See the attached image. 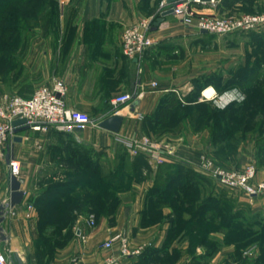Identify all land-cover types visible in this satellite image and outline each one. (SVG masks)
I'll list each match as a JSON object with an SVG mask.
<instances>
[{"label":"crops","instance_id":"crops-1","mask_svg":"<svg viewBox=\"0 0 264 264\" xmlns=\"http://www.w3.org/2000/svg\"><path fill=\"white\" fill-rule=\"evenodd\" d=\"M59 1L58 6L48 7L43 12L40 23L30 32L22 56L18 55L22 76H16L17 71L13 70L16 77L13 87L0 81V102L5 96L13 94L30 97L36 87L51 84L55 79H63L67 85V104L88 113L96 123L117 112L112 100L118 94L138 91L140 104L134 111L130 107H123L118 111L124 117L118 133L99 125L72 132L58 131L54 127L47 131L31 128L24 130L19 133L22 140H14L12 156L36 176L43 171L51 172L55 168L62 171L72 168L67 160L56 163L57 155L54 154L58 152L89 150L92 164L98 165L104 173H109L116 165L119 147H124L120 139L146 133L145 125L149 116L155 113L173 89L181 90L185 96L189 93V84L197 78L196 70L186 68L185 64L180 69L171 65L175 59L179 60L174 58V50L185 51L179 56L181 62L190 60V47L196 45L197 31L171 14L157 30L152 31L157 44L150 48L143 59H131L123 52L122 31L151 15L159 3H154L151 8L148 5L150 1L144 0ZM224 5L221 0L215 7H204L202 11L220 14ZM234 6L238 10L240 3H235ZM184 48L189 51L186 52ZM164 53L170 57L167 59L168 63L163 59L159 62L160 55ZM153 82L158 85L152 87ZM24 85L27 86L20 93ZM205 131L197 133L192 131L191 125L186 124L181 130L164 133L167 138L172 139L176 154L166 157L161 163L146 159L148 168L143 169L142 179L134 180L130 189L122 193V201L116 213L99 218L94 226L89 225L87 219L79 220L73 227V240L57 250L50 264H101L107 255L118 251V243L112 248L103 246V242L117 231H123L130 238L133 248L142 247L139 255L122 258L120 264H156L153 258L164 250L172 252L174 249L187 248L190 241L183 236L184 232L170 245H165L171 227L172 207L164 206V219L154 224H145L143 216L148 206V192L154 186L160 171L164 172L165 166L182 163L205 174L197 167L198 158L204 150L203 140L207 137V130ZM255 153L254 144L253 158ZM128 156L131 161L135 158L130 153ZM246 158L245 156L241 160V165L247 162ZM258 178L264 179V169L260 170ZM22 180L24 198L20 205L11 210L5 222L10 234V246L3 250L10 257L19 253L27 263L23 249L31 247L33 240L38 237V229L34 210L26 207L33 205L34 208L36 200L32 198L39 193L35 192L37 186L29 185L28 179ZM9 185L10 180L0 199L4 197ZM257 198L242 200L255 204L259 201ZM261 210L264 211V207L257 212ZM32 214V219L26 218ZM231 250L232 247L226 245L218 253L223 255ZM196 251L201 254L203 249L200 246ZM250 252L260 255L258 250L253 249Z\"/></svg>","mask_w":264,"mask_h":264},{"label":"rangeland","instance_id":"rangeland-1","mask_svg":"<svg viewBox=\"0 0 264 264\" xmlns=\"http://www.w3.org/2000/svg\"><path fill=\"white\" fill-rule=\"evenodd\" d=\"M56 1L57 4L60 3L59 0ZM144 1L145 2L150 1L149 2L150 4L148 5H151V8L154 7L155 5L154 3H159L157 7L158 9L160 2L162 0H144ZM235 1L236 0L227 2L222 8L220 14L219 13H214V14L223 17H231V16H239L244 13L257 14L264 12V0H242V3H240L238 10H236V7L234 6ZM40 5L41 3L39 4V6ZM152 15H149L147 17H150ZM4 16L5 19H10V20L12 19V15L6 14L3 15V17ZM29 36L30 34H28V37ZM196 37H197L196 45H191L190 47V53H189L190 60L184 63L181 62L179 56L184 54L185 51L183 50L181 52L180 50L179 52L174 50L173 51L174 52L173 54L175 55L174 58H178L179 60L175 59L174 63L171 66L180 69L181 67H183V64H185L186 68H190V70H196V76L200 77L201 79L200 82L198 83L189 84V86H191L192 89L195 88L198 90L200 83H203L206 80L207 81L211 80L213 82V85L210 84L207 85V87L210 86L214 87L215 92L217 91L215 87V83L217 84L222 83V85H226L225 88L232 86L240 87L243 93L245 94V96L247 95V101L245 102V104L248 107L249 106L253 107L254 105L260 103L262 104L261 109L257 110V115L255 118L257 120L259 118L263 120L264 119V27L254 30L238 31L227 34H214L209 32L200 33L197 31ZM3 39H4L3 41L2 39H0V81L3 84H6L8 87H13L14 83L16 82V77H14L13 70L16 69L17 71L16 76L18 77L19 75L22 76L23 70L21 64H16L15 61L14 62L12 61V49L18 48L17 45L13 44V40H12L13 37L4 35ZM162 43L163 41L160 42V44ZM4 45L6 46V50H4L3 47ZM25 47H26V43L25 45H22L20 47V51L17 54L18 58L19 56H22ZM185 50L186 52L189 51L188 48H186ZM165 53L160 55L161 57H159V62L163 59L165 63H168L167 59L169 60L170 57L168 54ZM251 70L258 72L251 74L250 73ZM250 76L251 78L249 79L252 80L251 82L252 85L249 84L250 80H247L248 77ZM257 78L259 80L258 82H260L263 85V91L261 93L260 91L258 92L254 88V85L256 84L255 79ZM243 79H246V84L241 83ZM185 89H187V87ZM218 94H221V92L218 91ZM261 98L263 99L262 101L260 100ZM201 99L203 101L209 102L214 110L221 111L218 109L217 105H214L215 103L212 100L207 99L203 96L201 97ZM206 115L208 116L207 112L204 115V111H201L200 116L202 120H204V118L205 119L208 118ZM171 116L172 119L174 118L176 119L180 116V114H176V113L174 114L173 112ZM220 118L221 115L218 116L213 115L212 121L214 124V129L218 126L217 123ZM239 118L241 119H237L233 121L234 127L231 129L227 128L226 126L224 127L219 126L216 129V136L212 141H210L209 132L207 131V137L205 140H203L204 150H202L197 163V167L200 170H202L204 173L206 172L199 166L201 157L204 154L209 155L213 160H215L217 164L222 165L223 167L229 169H237V167L240 168L249 162H255L257 166L259 165L260 168L259 172L261 169H264L263 166L264 157H263V161L257 160L258 145L256 139L258 137L257 135L258 133L254 131L252 125L247 126L249 121L253 119L252 117H246V116L245 117L239 116ZM187 122L188 121H185L181 126H177L173 129L181 130L185 127L186 124L190 125V123ZM191 128L192 131H195L194 128H196L198 130L197 133L206 132L205 130L202 129L203 127H200L199 122L197 124L195 123V126ZM159 133L155 135L154 134L149 135L147 133L144 134L152 136L155 139L167 140L168 142L173 143L172 139L167 138V136L164 133L162 132ZM231 134L233 135L231 136ZM226 141H231L230 144L231 146L229 148L223 147L227 143ZM13 143H14V138L11 137L6 144L5 156L3 158H0V195L4 194L3 193L4 189L8 186L10 180L8 159L12 156ZM254 144L256 148L255 158H253ZM124 149L125 146L119 147L118 155L119 154L122 155L123 153H125ZM217 151L220 152V155L222 156L223 160L221 159L218 160L214 156V153ZM71 152L73 154V151H70L69 153L71 154ZM55 155H57V157L55 158L56 163L60 164L68 156V153H64L63 151H61L58 152V154H54V156ZM245 156L247 157L246 158L247 162L244 165H241V160ZM262 156H264V153H262ZM90 157L91 155L89 154V152H85V154L82 155L81 158L80 156L75 155L74 152V154L71 155L69 158L71 162L70 167H72L74 172L69 175L70 177L68 176L67 178L65 172L62 171L61 169L58 170L55 168L51 172L43 171L42 173L37 174L35 176L33 172L28 171L29 169L27 170L25 167L22 166L20 179L21 178L22 179L24 178L25 180L28 179L29 185H31L32 187L37 186L35 192L39 193L40 195L42 194L41 198L39 199H37L39 194H37V196L35 195L33 196L34 198L32 199H34V201L37 199L35 201L34 208L31 209L30 205H27L26 207V209L28 210H34V214H36L35 223L38 229L37 231L38 237L33 240L31 247L27 246L24 247L25 249H23V254L28 264H50L57 250L73 240L75 236L73 227L75 226L76 223H78L79 220L81 219L89 220V218L93 216L97 223L98 219L99 218L101 219V217H99V214L90 211L91 209H89L90 207H88L90 206L88 205L89 202L95 200V198L92 197L91 198L94 200L90 198L91 201H89L88 199L78 201L77 196L74 197L66 196L65 206H69V208L66 207V210L70 209L69 210L70 214L65 213L66 210H64L63 207V209L61 208L62 211L60 210V212L54 214L55 217H52L51 216L52 212L49 211V208H44L47 201L55 199L54 196L62 195V190H63L61 187L62 183L66 182L67 179L71 180L82 177L83 174L81 173L80 168L86 167L87 161ZM128 160H130L129 156L126 158V161ZM116 163L119 164V160L116 161ZM125 169L127 170L130 169L129 162H126ZM84 171H88L89 176L86 175L87 174L86 172H85V176L86 177L88 176L92 179L93 175L92 172H90L91 167H89V170L84 169ZM212 181L215 187L217 188V190H215V196L218 199H222L223 201L222 203L225 205L227 209L226 211H228L226 213H231L233 211L237 212L240 215L238 221H241V225H246L247 227H251L252 231H247L246 229H242L239 231H234L233 233L227 236H225L222 233H213L212 238H210L211 241L209 240L208 244H205L204 242H201L202 241L201 235L203 233L200 231L197 233L195 229V226L197 224L202 225L203 223L192 222V223H188L187 225L186 223H180L179 225L174 226V231L172 232L173 234L177 233L180 236L181 232H183L184 227L187 226V233L189 234V236L190 234L194 236L197 234V237L193 236L192 239L188 238L190 239L189 240L190 242L187 248H178L179 250L177 252H174L170 255H166L165 263L167 264H253V262L259 256L256 255L257 252L252 253L250 251H252L253 249L258 250L259 252H261V250L264 251V211L261 210V212H257L260 208L262 209V207H264V194L260 195L257 198V200H259L258 202H256L257 204L256 203L250 204L242 200V199H251V198L247 197L241 191L239 192L227 188L226 186H221L213 177H212ZM68 190L71 191L72 189H68ZM116 190L114 192H116ZM207 190H208V184H207ZM74 191L76 190H73L72 193ZM117 195L118 192L115 193L114 201L111 203V207L109 208V210L111 211L114 210L116 207L115 205L117 202ZM120 200L122 201V194ZM95 201L99 204L100 208H102L104 204H106L102 201L100 197H98ZM71 206L73 207V209L76 207L74 211H71ZM106 209L107 207L103 208V210ZM99 213L102 214V212ZM213 213L214 212H212V215ZM29 214L31 213L29 212ZM103 214L106 213L103 212ZM158 214L159 213L157 210L151 209V211H149L150 217L156 215L158 216ZM208 214L210 215V212ZM32 216L33 214L30 216L29 215L26 216V218L32 219ZM50 216L51 219L48 220L56 221L55 226L48 225L49 221H47L46 219L50 218ZM71 216L75 219V221L69 224L66 222V220L67 217L70 218ZM149 220L151 221L152 218H150ZM64 229L67 230L64 232ZM236 242L238 244H236ZM226 245L232 247V250L223 255L219 254L218 252ZM200 246L202 247L203 252H201V254L200 253L198 254L196 253L197 252L196 250H198ZM157 258L158 257L155 256V258H153V261H156Z\"/></svg>","mask_w":264,"mask_h":264},{"label":"trees","instance_id":"trees-1","mask_svg":"<svg viewBox=\"0 0 264 264\" xmlns=\"http://www.w3.org/2000/svg\"><path fill=\"white\" fill-rule=\"evenodd\" d=\"M223 1L226 4L227 2L232 0H222V3ZM40 3L41 5L39 6ZM235 3H242V0H236ZM56 6H58L56 0H0V39H2L3 41L4 35L13 37V44L17 45L18 47L16 49H12L13 62L15 61L16 64H20V59L17 57V54L20 51V47L22 45H25L28 39V34H30V32H32L33 29L40 23V17L42 16L43 12L47 10L48 7ZM156 11L157 8L152 14H155ZM6 14L12 15V19H5V16L3 17V15ZM3 47L4 50H6V46L4 45ZM255 72L258 71L251 70L250 73L253 74ZM251 76L248 77L247 80H250L249 78H251ZM200 79V77L195 78L193 80V83L200 82ZM258 81V78L255 79L256 84L254 85V88L261 93L263 91V85ZM251 82L252 80H250L249 84H251ZM241 83L246 84V79H243ZM210 84L213 85V82L211 80H206L205 82L200 83L198 87L199 89H192L187 94V96L184 97V99H181L176 92L171 91L169 96L163 101L162 105L159 106L155 113L149 116L145 125L146 133L149 135H155L159 132L166 133L169 131H174L173 128L181 126L185 121H188L191 127H194L195 123L197 124L199 122L200 127H203V130H207L209 132L210 141H212L216 136V129L219 126H226L227 128L231 129L234 127L233 121L241 119L239 118V116L252 117L253 120H250L247 126L252 125L254 131L258 133L257 134L255 132L258 135L256 139L258 145L257 160L263 161L264 156H262V153H264V119L262 120L259 118L257 120L255 118L257 115V110L261 109L262 104L260 103L254 105L253 107H248L245 104V102L247 101L246 95L245 99L242 101H234L227 105L225 108L218 107V109L221 111L214 110L209 102L201 100L203 91L207 88V85ZM26 86L27 85H24L19 92L21 93L22 89ZM225 86L226 85H222V83H215L217 92L219 91L221 92V94L232 89H238L242 91L238 86H232L228 88H225ZM260 100L262 101L263 99L261 98ZM201 111H204V115L207 112L208 116H206L208 118H204V120H202L200 116ZM173 112L174 114H180V116L176 119H172L171 115L173 114ZM213 115H221V118L217 123L218 126L215 129L212 121ZM194 129L195 131H198L196 128ZM232 135L233 134H231V136ZM226 142L227 143L223 147L229 148L231 146V141ZM71 151H73V154L75 152V155L80 156V158L85 154V152H89L90 154L89 150L82 151L79 149H73ZM69 152L68 156L65 158V160H67L68 162H70V156L73 155L72 152L71 154ZM124 152L125 153H123L122 155H118L117 161L119 160V164L116 163L113 170H111V172L109 173H104L102 170H100L98 165L92 164L93 162L90 157L87 161L86 167L80 168L81 173L83 174L82 177L71 180L67 179L66 182L62 183V195L54 196L55 199L47 201L48 203L46 202L44 208H49V211L52 212L51 216L55 217L54 214L60 212L61 208L63 209L64 207V210H66V207L69 208V206H65L66 196H77L78 201L85 199L91 201L92 198H95L96 200L98 197H100L106 204H104V206L100 208L99 204L94 199H92L94 201H91L88 204L90 205L88 206L90 207L89 209H91L90 211L96 212L97 214H99V217L112 216L113 214H115L121 204V194L130 189L134 180H141L143 177V169L148 168V162L145 155L136 156L133 161H126V158L128 157V151H126V148L124 149ZM214 156L218 160H223L219 151L215 152ZM126 162H129V170L125 169ZM89 167H91L90 172H92L93 175L92 179L88 177L89 172L84 171V169L89 170ZM258 169H260L259 165ZM163 171V173H161L160 171L155 180L154 186L148 192V206L144 211L143 220L145 224H154L162 221L164 219V206L172 207L173 213H171L172 217L170 218L171 227L169 228L168 236L165 241L166 246L170 245L171 242L179 236L177 233L173 234L172 232L174 231V226L179 225L180 223H186V225L192 222L203 223V226L201 224V226L197 224L195 226V229L197 233L199 231L203 233L201 235V242H204L205 244H208L209 240L211 241L210 238H212L211 235L213 233H222L227 236L234 231H239L242 229L252 231L251 227L241 225V221H238L240 215L237 212L233 211L231 213H226L228 211H226L227 209L222 203V199H218L215 196V190H217V188L215 187L210 175H208L207 173L203 174L198 171L192 170L182 163H175L165 166V169ZM64 172L67 178L74 171L72 168H70L68 171ZM85 172L87 173L86 175H88L87 177L85 176ZM206 183L208 184V190ZM68 189L72 190L70 191ZM73 190L76 191L72 193ZM115 190L116 192H118L117 202L115 205L116 207L114 206L115 209L111 211L109 210V208L111 207V203L114 201L116 193L114 192ZM41 196L42 194H39L37 199L41 198ZM218 202L221 203L219 204ZM106 207L107 209L103 210V208ZM74 209L71 206V211H74ZM151 209L157 210L159 213L158 216L156 215L150 217L149 211H151ZM69 210H66L65 213L70 214ZM99 212H102V214ZM103 212H105L106 214H103ZM209 212L210 215H212V212L214 213L212 216H210L208 214ZM51 216L46 220L49 221L48 219H51ZM150 218H152L151 221L149 220ZM74 221L75 219L72 216L70 218L67 217V223L70 224ZM48 225L55 226L56 221H49ZM183 232L184 237L186 236L187 238L192 239V237L194 236L191 234L189 236V234L187 233V226L184 227ZM194 237H197V234ZM236 244L238 243L236 242ZM178 250L179 249H174L172 252L169 250H164L163 253L156 255V257H158L156 262L159 264H167L165 263L166 255H170L174 252H177ZM262 263L264 264V251L261 250L259 257L253 262V264Z\"/></svg>","mask_w":264,"mask_h":264},{"label":"built area","instance_id":"built-area-1","mask_svg":"<svg viewBox=\"0 0 264 264\" xmlns=\"http://www.w3.org/2000/svg\"><path fill=\"white\" fill-rule=\"evenodd\" d=\"M220 2L221 0H176L168 3V0H162L154 15L145 17L124 29L121 34L124 54L131 59H143L146 52L158 42L152 36L153 22L169 9L174 10L173 14L180 21L198 32L227 34L264 27V12L223 17L202 11V8L215 7ZM157 85V82L152 83V87ZM173 90L181 99H184V92L179 89ZM191 90L192 87L189 86L188 92ZM66 93L67 85L64 80L55 79L51 84L36 87L30 97L19 94L5 96L0 102V158L5 156L8 140L16 136L14 120L25 118L30 128L36 131H47L50 127L63 132L84 131L92 125H99L88 113L69 106ZM239 95H243L245 99V94L238 89L228 90L222 94L216 91L211 97L205 95L203 97L212 100L218 107L225 108L234 101H242ZM138 97V91L116 95L112 100L117 109L116 113L123 107H130ZM120 141L130 155L134 157L145 155L148 160L156 163L164 162L166 157L176 154V148L172 142L155 139L147 134H140L129 139L123 138ZM199 166L221 186L241 191L249 198L264 194V179H258L259 169L255 162H249L237 169H229L217 164L209 155L204 154ZM8 167L10 174L21 177L22 166L18 159L11 156L8 159ZM32 207L33 205H30L31 209ZM88 223L91 226L96 225L95 218L90 217ZM82 237L85 236L82 235ZM115 243L119 244L118 251L107 255L101 264H120L122 258L139 255L142 252V247L131 246L130 238L122 231L112 233L109 239L103 242V246L112 248ZM0 264H14L12 257L6 254L2 246H0Z\"/></svg>","mask_w":264,"mask_h":264},{"label":"water","instance_id":"water-1","mask_svg":"<svg viewBox=\"0 0 264 264\" xmlns=\"http://www.w3.org/2000/svg\"><path fill=\"white\" fill-rule=\"evenodd\" d=\"M176 0H168V3L174 2ZM174 13L173 9L166 10L159 16L154 22L152 31L157 30L160 25L165 21V18ZM140 104V100L135 98L131 103L130 109L134 111L136 106ZM124 117L118 113H115L99 123L101 128L107 129L114 133H118L121 129ZM13 125L16 127L14 133L16 134L14 140L21 141L22 136L19 135L20 132L30 128L27 123V119L21 118L13 121ZM23 180L20 179L15 174H10V185L3 198L0 199V246L4 250H7L10 246V234L5 227V222L17 205H20L24 198V190L22 189ZM12 262L14 264H27L19 253H14L12 256Z\"/></svg>","mask_w":264,"mask_h":264},{"label":"bare ground","instance_id":"bare-ground-1","mask_svg":"<svg viewBox=\"0 0 264 264\" xmlns=\"http://www.w3.org/2000/svg\"><path fill=\"white\" fill-rule=\"evenodd\" d=\"M215 93V88L214 87H212V86H210V87H208L207 89H205V91H204V95L205 96H212L213 94Z\"/></svg>","mask_w":264,"mask_h":264},{"label":"clouds","instance_id":"clouds-1","mask_svg":"<svg viewBox=\"0 0 264 264\" xmlns=\"http://www.w3.org/2000/svg\"><path fill=\"white\" fill-rule=\"evenodd\" d=\"M239 99L243 100L244 99L243 95H239Z\"/></svg>","mask_w":264,"mask_h":264}]
</instances>
